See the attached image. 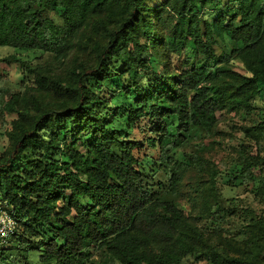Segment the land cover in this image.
I'll list each match as a JSON object with an SVG mask.
<instances>
[{"label": "trees", "instance_id": "obj_1", "mask_svg": "<svg viewBox=\"0 0 264 264\" xmlns=\"http://www.w3.org/2000/svg\"><path fill=\"white\" fill-rule=\"evenodd\" d=\"M225 3L0 0V47L61 63L33 69L6 60L20 65L22 89L0 99V115L13 116L0 155V201L18 228L0 264H94L91 250L101 253L98 264H183L196 255L211 264H264V216L247 211L229 237L201 227L232 214L222 170L203 146L182 150L197 133L213 136L220 112L251 119L264 86V0ZM119 90L130 100L123 110L110 105ZM113 118L130 131L114 129ZM241 131L261 148L263 121ZM146 161L167 168L158 192ZM239 161L245 183H258L264 197L257 174L264 158Z\"/></svg>", "mask_w": 264, "mask_h": 264}, {"label": "rangeland", "instance_id": "obj_2", "mask_svg": "<svg viewBox=\"0 0 264 264\" xmlns=\"http://www.w3.org/2000/svg\"><path fill=\"white\" fill-rule=\"evenodd\" d=\"M155 3L156 2H154V4ZM222 3L223 9L226 7L225 0H222ZM221 14H223V12H213V18L219 19ZM226 47L228 51L231 52V40L229 37H226ZM216 51L220 54L221 48L217 47ZM186 53L189 57L193 58V52L191 50L188 49ZM11 57L32 63L33 69L36 68L37 65L51 64L59 66L61 64L53 56L43 54L42 52L20 51L11 47H0V99L5 101H8L13 94L19 93L22 89V69L20 65L13 63V61H6ZM232 66L236 71L244 73V69L239 61L234 60ZM29 79L33 80L31 76H29ZM114 83H117L119 86L122 84L118 79H116ZM114 83H108L107 88L111 91H115L116 88ZM121 90L116 93L117 95L115 99L110 104L113 109L118 107L123 110L125 105L130 102L128 96L123 94ZM254 105L255 110L251 114V119H248L249 117L243 115L237 116L227 112L218 113V127L213 136H206L201 132L197 133L191 140L192 146L185 145L182 148L183 151L191 153L194 149V145L203 146L206 151V156L211 157L217 167L222 170L219 177V183L223 191L224 200H226L225 206L230 212H232V214H229L227 220H222L221 222L207 221L201 223V227L208 234L216 235L223 233L226 237L233 236L245 223V220L248 217L247 211L254 212L256 216H264V197L256 194L258 183H256L255 186L253 184L245 183L243 176L240 175V170L243 165L239 161L240 154L243 156H246L247 154L254 156L260 155L264 158V141L260 145V148L254 142L247 139L241 131L244 126L250 125L252 121L264 122V86L261 87V94L256 98ZM118 113L121 115L120 111ZM109 117V115L106 116L105 120L111 121L112 118ZM12 119L13 116L0 115V155L8 146L6 133L10 128V122ZM113 122L112 127H114V129L121 130V132L130 131L125 129L126 122H124L123 119L120 120V118H115ZM145 167L144 174L147 181L151 185H154V188L158 192L159 189L157 184L159 182L167 184L168 182V176L166 174L167 168L162 167L160 169L159 166L147 161ZM257 174L264 176V164L263 168L257 171ZM231 181L233 184L230 185ZM232 198L234 200H231ZM181 208L186 213L190 211L189 202L186 199L181 202ZM11 246L13 245L10 244L7 247ZM12 250L14 249L12 248ZM31 256L32 254L30 257ZM91 259L94 264H98L101 261V253L91 250ZM30 260L32 262L36 261L33 256ZM183 264L211 263L203 259L200 255H196L187 257L183 261Z\"/></svg>", "mask_w": 264, "mask_h": 264}, {"label": "built area", "instance_id": "obj_3", "mask_svg": "<svg viewBox=\"0 0 264 264\" xmlns=\"http://www.w3.org/2000/svg\"><path fill=\"white\" fill-rule=\"evenodd\" d=\"M17 228L18 223L12 216L11 207L0 201V250L8 244Z\"/></svg>", "mask_w": 264, "mask_h": 264}]
</instances>
